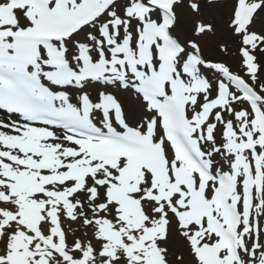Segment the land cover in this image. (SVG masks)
Returning a JSON list of instances; mask_svg holds the SVG:
<instances>
[{
  "label": "snow or ice",
  "instance_id": "1",
  "mask_svg": "<svg viewBox=\"0 0 264 264\" xmlns=\"http://www.w3.org/2000/svg\"><path fill=\"white\" fill-rule=\"evenodd\" d=\"M200 5L0 0V70L38 89L0 102V264H264V0H231V63L178 35Z\"/></svg>",
  "mask_w": 264,
  "mask_h": 264
},
{
  "label": "rangeland",
  "instance_id": "2",
  "mask_svg": "<svg viewBox=\"0 0 264 264\" xmlns=\"http://www.w3.org/2000/svg\"><path fill=\"white\" fill-rule=\"evenodd\" d=\"M184 3L187 5L189 0H184ZM230 4L231 0H217L215 5L210 6L206 0H201L198 13H194L188 7L178 9L179 21L176 26L178 35L182 39L197 41L202 49L203 56L207 60L234 62L237 59L239 42L228 31L227 27L230 16ZM198 23L211 24L214 30L197 36L195 29ZM262 23L264 21H258L256 27L259 29ZM224 45L231 49L230 53L225 54L221 50ZM73 232L76 237L85 238L84 230L80 229L77 224L71 225L69 229L70 238H72ZM88 235L90 236L91 233L89 232ZM174 251H178V249H174Z\"/></svg>",
  "mask_w": 264,
  "mask_h": 264
},
{
  "label": "bare ground",
  "instance_id": "3",
  "mask_svg": "<svg viewBox=\"0 0 264 264\" xmlns=\"http://www.w3.org/2000/svg\"><path fill=\"white\" fill-rule=\"evenodd\" d=\"M39 79V81L46 87H48V85L45 83V79L44 78H41V77H37ZM6 118L5 117V114L3 113H0V119H4ZM59 129L61 130L62 128L59 127Z\"/></svg>",
  "mask_w": 264,
  "mask_h": 264
}]
</instances>
